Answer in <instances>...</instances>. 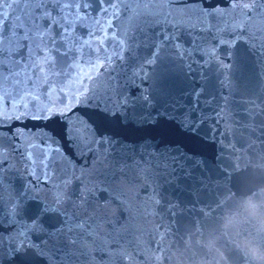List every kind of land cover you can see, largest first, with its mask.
Wrapping results in <instances>:
<instances>
[{
	"label": "water",
	"instance_id": "water-1",
	"mask_svg": "<svg viewBox=\"0 0 264 264\" xmlns=\"http://www.w3.org/2000/svg\"><path fill=\"white\" fill-rule=\"evenodd\" d=\"M198 6L231 8L230 0ZM176 43L184 55L169 48L154 65L144 64L151 48L137 49L134 58L126 53L116 65L115 103L90 98L73 106L94 131V144L66 135L70 113L7 121L5 132L25 133V143L46 140L60 148L91 191L79 206L83 188L74 182L58 203L51 184L38 182L20 163L6 172L0 264H60L67 253L72 264H126V250L149 264L150 251L166 253L169 242L182 244L186 232L208 227L223 212L217 206L226 193L264 182V170L254 167L264 165V53L242 40L221 45L199 27L180 29ZM195 47H215L217 54L207 57ZM140 64L144 71L133 76ZM79 218L87 220L85 229L75 226ZM223 243L234 264H243L239 251Z\"/></svg>",
	"mask_w": 264,
	"mask_h": 264
},
{
	"label": "snow or ice",
	"instance_id": "snow-or-ice-1",
	"mask_svg": "<svg viewBox=\"0 0 264 264\" xmlns=\"http://www.w3.org/2000/svg\"><path fill=\"white\" fill-rule=\"evenodd\" d=\"M202 3L203 0H0V186L5 173L20 163L38 182L51 184L58 203L63 202L74 182L83 188L79 206L88 203L84 194L91 191L89 184L83 175H76L74 163L61 154L60 148H51L46 140L25 143V133H6L5 127L8 120L46 119L49 114L70 113L66 135L84 144L96 143L92 139L94 131L86 121H80L73 106H82L90 98L115 103L110 94L118 87L116 65L129 58L126 53L134 58L137 49L151 48L150 58L144 61L148 65L156 64L169 48L183 56V46L176 43L177 34L182 28L197 27L212 32L221 45L231 47L234 41L242 40L251 49L264 53V0H230L227 11L204 9L198 6ZM156 28L160 30L152 31ZM228 34H232L231 40ZM195 50L207 57L217 54L215 47ZM144 64L139 69L133 67L132 75L139 76ZM144 99L148 101L147 96ZM123 102L127 103V98ZM219 115L227 119L226 113ZM56 164L61 166L57 168ZM86 223L79 218L75 226L85 229ZM2 227L0 224V230ZM71 255L67 253L60 264H72Z\"/></svg>",
	"mask_w": 264,
	"mask_h": 264
},
{
	"label": "clouds",
	"instance_id": "clouds-1",
	"mask_svg": "<svg viewBox=\"0 0 264 264\" xmlns=\"http://www.w3.org/2000/svg\"><path fill=\"white\" fill-rule=\"evenodd\" d=\"M254 167L264 170L261 164ZM221 207L223 212L208 227L186 232L182 244L169 242L166 253L150 251L149 264H234L225 240L239 251L243 264H264V182L251 190L226 193L217 206ZM10 210L15 212L17 204ZM123 254L126 264H139L131 251Z\"/></svg>",
	"mask_w": 264,
	"mask_h": 264
}]
</instances>
